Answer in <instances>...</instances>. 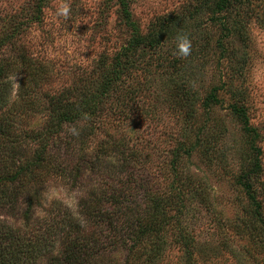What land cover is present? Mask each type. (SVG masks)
<instances>
[{"label":"rangeland","instance_id":"374dc122","mask_svg":"<svg viewBox=\"0 0 264 264\" xmlns=\"http://www.w3.org/2000/svg\"><path fill=\"white\" fill-rule=\"evenodd\" d=\"M202 1L0 0V63L19 61L23 55L40 67L34 76L20 70L12 75V82L18 84L16 99L10 102V89L7 104L0 110L12 111L15 131L41 128L58 99H63L59 104L79 103L94 95L96 103L91 114L86 110L55 136L57 159L79 165L83 173L76 181L59 176L46 179L44 200L33 216L37 224L56 207L67 209L73 220L80 221L81 200L90 202L89 197L103 191L109 193L105 204H85L86 211L98 206L103 213L118 212V203L131 200V163L135 161L158 194L172 201L167 208L171 221L165 248L156 260L143 264L189 263L176 241L178 222L192 239L194 264H264L256 238L237 233V225L249 221L251 205L235 183V175L253 152L251 136L230 107L234 101L242 105L256 133L253 144L261 164L256 199L264 217V0H231L228 21H224L232 27L234 21L238 27L227 37L222 14L218 21ZM62 2L69 5V17L54 18ZM176 19L191 40V54L186 58L175 54L177 24L172 25L174 33H164L161 42L150 43L158 30L164 31L165 24ZM115 72L117 79L108 84L106 79ZM104 84L107 91L99 94ZM178 85L184 95L176 93ZM213 88L220 102L206 109L202 100ZM202 126L201 135L216 136V143L208 154L194 149L187 155L179 146L188 147L196 136L202 137L197 133ZM77 136H83L84 156ZM32 147L27 146L28 152ZM186 174L200 182L207 202L193 197L179 210V202L170 197L179 186L177 175L182 179ZM56 184L68 194H77L72 207L60 199H47L45 193ZM101 213L91 227L98 237L106 236L99 239V248H106L101 264H122L127 246L112 242L111 232H102L113 222L99 220ZM16 217L0 215L7 221L15 218L22 229Z\"/></svg>","mask_w":264,"mask_h":264},{"label":"trees","instance_id":"16d2710c","mask_svg":"<svg viewBox=\"0 0 264 264\" xmlns=\"http://www.w3.org/2000/svg\"><path fill=\"white\" fill-rule=\"evenodd\" d=\"M231 4V0H203L201 3L218 21H220L218 14H222L221 24L224 26L225 37L231 33L234 26H237L234 21H232L233 27L230 23L226 25L224 21L227 20L226 15ZM181 24L178 19L166 23L164 31L163 28L161 31L158 30L151 37L150 43L161 42L165 34L169 36L174 33V25L177 26L176 34L185 32V26ZM141 40L136 39L138 43ZM19 70L34 76L33 72L40 71V67H35V64L23 55L19 61L11 59V61L6 60L0 63V108L7 104L10 93L11 83L8 82V76L17 74ZM117 77L118 73L115 72V75L112 78H107L106 82L110 83ZM107 85L99 90V94H104L107 91ZM176 88V93L185 94L181 85ZM190 99H187L188 106ZM61 101L63 99L56 100V103H53V106L49 108L48 121L41 128L30 129L22 133L15 131L12 111L0 110V215L17 216L16 218H20L24 226L22 229L17 227L15 218L14 221L0 219V264H101L106 248H99V239L106 236L98 237L99 235L94 234L95 232L91 228L98 220V218L95 219L96 216L99 217L98 212L101 211L103 218L99 220H108L114 224L110 225V229L105 228L102 232H111L108 237H111L112 242L116 244L119 241L124 242L127 246L128 253L122 264H143L146 261L156 260V257L160 256L165 248L164 237L171 221L167 208L172 201H168V197L164 198L158 194L153 182L151 183L148 178L142 176L143 174L136 167L135 161L131 163V200L124 204L117 201L118 212L103 213L105 210L98 206H95L97 210L94 208L86 211L85 204L87 206L91 202L94 205L105 204L109 193L103 191L89 197L88 199L91 198L90 202L81 200L82 219L80 221L73 220L67 209L62 210L60 207H56V211L48 210L50 213L43 217L42 223L35 222L36 217L33 216L44 200L42 187L46 179L51 176H59L76 181L83 173L80 171L79 165L73 167L65 158L57 159L53 146L58 145L55 136L60 133L64 125L81 119L86 114L84 113L86 110H89V114L95 110L93 109L96 104H94V95L80 100L79 103L64 102L59 104ZM202 101V105L206 109L219 103L217 89L213 88ZM230 107L243 124L244 130L251 136L250 148L253 152L248 163L244 164L240 172L235 175V183L246 194L249 207L251 205L247 212L249 221H242L240 225H237V233L241 235L248 233V236L255 237L262 246V253H264V217L256 199L255 188V180L261 169L259 150L253 144L256 133L249 124L244 107L237 101L232 102ZM190 118L195 120L193 113ZM203 128V126L200 127L197 133L201 135ZM82 137L77 136L78 150L84 156V146L81 145ZM195 138L193 142L190 141L188 147L180 145L179 149H182L187 155L194 149L201 151L204 155L212 150V143H216V136L206 139L207 137L198 135ZM31 145L33 146L32 150L28 152L27 146ZM119 158L121 161L127 159L123 156H119ZM133 158L134 156L131 155V161ZM177 177V180L180 181L179 186L176 187L174 195L170 198L172 200L176 198L180 204L179 210L184 207L186 200L193 197L202 198L207 202L206 194L204 195V189L199 181L197 182L189 174L184 175L182 179L179 175ZM119 194L118 198L124 197V194ZM139 195L142 196L141 201L137 200ZM179 213L182 214L183 211ZM177 217L175 216L173 220H176ZM176 226V241L180 242L185 249L188 264H194L192 262V239L179 222L176 223ZM100 257L102 259H99Z\"/></svg>","mask_w":264,"mask_h":264},{"label":"clouds","instance_id":"9594fccd","mask_svg":"<svg viewBox=\"0 0 264 264\" xmlns=\"http://www.w3.org/2000/svg\"><path fill=\"white\" fill-rule=\"evenodd\" d=\"M69 14H70L69 5L67 3L62 2L56 8L54 18L62 17V18L67 19L69 17ZM175 41H176L175 54L181 58L188 57L191 54V48H192L191 40L188 34L183 33V32H178L175 37ZM7 79H8V82L11 83V95L9 97V100L11 102L12 100L16 99L18 84L12 82L14 80V77L11 75H9ZM71 131L73 135L77 134L75 129H71ZM76 195H77L76 193H71V194L66 193L65 189H63L59 184L50 186L48 188V191L45 193V196L47 197V199L63 200L64 203L68 205L69 207H72L74 205ZM38 214H42V213H39V210H38Z\"/></svg>","mask_w":264,"mask_h":264}]
</instances>
